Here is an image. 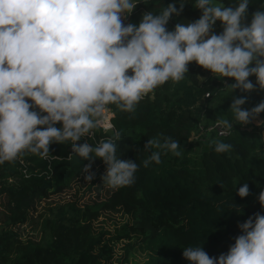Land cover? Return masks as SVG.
Here are the masks:
<instances>
[{
	"label": "clouds",
	"instance_id": "obj_1",
	"mask_svg": "<svg viewBox=\"0 0 264 264\" xmlns=\"http://www.w3.org/2000/svg\"><path fill=\"white\" fill-rule=\"evenodd\" d=\"M249 3L196 0L200 17L169 30L184 3L179 9L169 3L159 14L144 12L137 25L124 23L135 0H0V164L26 153L47 158L51 144L70 142L72 152L90 161L82 169L86 182L95 178L91 162L100 159L108 187L131 186L139 165L117 155L123 133L106 119L110 106L134 113L158 86L183 80L192 62L232 93L264 91V4L248 24ZM217 21L219 34L213 30ZM246 102V96L232 97L228 111L236 123L264 127L258 119L264 100L251 109L242 107ZM215 126L228 135L234 125L220 117ZM100 128L112 135L95 145L77 143ZM209 144L216 153L233 148L217 139ZM143 149H156L142 162L145 168L161 163L162 153L182 155L171 137L150 138ZM249 194L245 182L237 195ZM258 202L264 208V190ZM238 227L241 234L227 253L211 257L201 246H188L183 258L190 264H264V214L254 213Z\"/></svg>",
	"mask_w": 264,
	"mask_h": 264
},
{
	"label": "trees",
	"instance_id": "obj_2",
	"mask_svg": "<svg viewBox=\"0 0 264 264\" xmlns=\"http://www.w3.org/2000/svg\"><path fill=\"white\" fill-rule=\"evenodd\" d=\"M136 8L125 24H139L142 14H159L169 3H184L180 16L170 18L167 28L176 23L198 19L201 11L196 0H135ZM225 6L236 0H221ZM264 0H250L247 21ZM214 32H222L217 21ZM180 82L168 81L142 99L134 113L110 106V121L123 137L117 142L120 159L135 160L139 165L135 183L110 188L99 201L76 206L75 201L47 208L37 223L36 240L22 239L14 229L25 223L36 201L58 193L79 178L90 161L72 152L69 143H53L47 158L26 153L14 162L0 164V197L3 212L0 224V264H124L134 250L146 255L145 264H190L183 258V248L201 246L211 257L227 253L241 234L238 224L254 213L264 214L258 202L264 190V142L254 121L237 124L230 111L232 97H247L242 106L251 109L264 100V91L232 93L222 81L195 62ZM206 76L202 79L200 76ZM231 83L230 78H226ZM255 83V76L249 78ZM233 123L228 135H217L206 127L217 118ZM264 120V113L258 117ZM60 127V124L56 125ZM197 134V137L192 136ZM110 131L95 130L85 142L95 145L111 136ZM171 137L180 144V157L161 154V163L143 161L148 139ZM217 139L233 145L230 152L216 153L209 141ZM93 166H106L95 159ZM250 194L241 198L238 189L244 183ZM103 211H119L126 219L112 230L94 226ZM121 243L116 254L112 245ZM110 243V244H108Z\"/></svg>",
	"mask_w": 264,
	"mask_h": 264
},
{
	"label": "rangeland",
	"instance_id": "obj_3",
	"mask_svg": "<svg viewBox=\"0 0 264 264\" xmlns=\"http://www.w3.org/2000/svg\"><path fill=\"white\" fill-rule=\"evenodd\" d=\"M203 73L204 75L200 76L202 79L207 75L206 72ZM230 80L231 83H234V80ZM254 123L256 122L254 121ZM261 136L264 142V131L261 132ZM192 137H197V134ZM90 171L95 173V178L90 183L84 180V176L87 175V173H83L79 178H75L70 183L69 187L63 189L61 192L47 194L46 197L36 201L33 211L29 212L30 219H28L25 223L14 227V229L20 234V237L22 239L30 237L31 239L36 240L39 234L37 223L41 219L39 215L44 214L47 208L51 206L72 201H75L76 206H81L83 204H89L104 199L110 191V188L101 179L102 175L106 171V166H93ZM3 202L4 198L0 197V224L4 209L2 206ZM125 219L126 216L121 214L119 211H103L99 214L96 220L93 221V225L112 230ZM120 247V242L115 243L114 246L112 245V249L116 254L121 252ZM145 260L146 255L143 252L140 250H134L128 257L127 262L124 264H145Z\"/></svg>",
	"mask_w": 264,
	"mask_h": 264
},
{
	"label": "built area",
	"instance_id": "obj_4",
	"mask_svg": "<svg viewBox=\"0 0 264 264\" xmlns=\"http://www.w3.org/2000/svg\"><path fill=\"white\" fill-rule=\"evenodd\" d=\"M111 116H112V113H111V111L109 110V111L106 113V119H107V121L110 122V123H111V121H110ZM100 130H101V132H106V131L104 130V128H100ZM206 130H207V131H215V133H216L217 135H220V132H221V129L215 126V121H214L212 124H210L209 126H207V127H206ZM91 136H92V135H91ZM91 136H88V137H91ZM71 149H72V148H71Z\"/></svg>",
	"mask_w": 264,
	"mask_h": 264
},
{
	"label": "water",
	"instance_id": "obj_5",
	"mask_svg": "<svg viewBox=\"0 0 264 264\" xmlns=\"http://www.w3.org/2000/svg\"><path fill=\"white\" fill-rule=\"evenodd\" d=\"M223 3V2H222ZM248 24H250V22L247 21Z\"/></svg>",
	"mask_w": 264,
	"mask_h": 264
}]
</instances>
